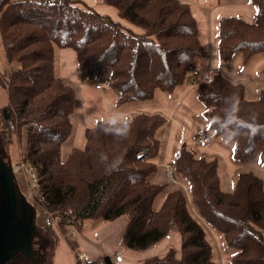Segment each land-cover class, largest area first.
<instances>
[{
  "label": "trees",
  "instance_id": "1",
  "mask_svg": "<svg viewBox=\"0 0 264 264\" xmlns=\"http://www.w3.org/2000/svg\"><path fill=\"white\" fill-rule=\"evenodd\" d=\"M100 1L116 11L118 22L81 7L77 0H0V35L8 68L0 82L7 99L0 106V128L11 132L12 123L18 134L25 129L21 160L31 163L37 177L34 204L43 213L61 215L60 232L75 264L106 262L77 260L78 243L69 237L70 229L80 232L86 220L119 218L126 220L122 244L136 253L159 244L172 228L177 231V248L169 247L163 256L140 264H215L208 228L220 235L231 264H264V184L250 170L239 171L232 189L224 191L217 160L199 155L189 145L181 147L172 166L186 181L189 197L175 189L158 210L153 209L164 186L148 178L156 169L155 133L164 117H132L127 138L105 134L104 121H97L85 131L84 145L63 158L62 146L71 135V117L79 102L77 86L55 75V46L73 51L82 74L101 77L109 70L119 105L148 100L157 90H174L208 58L204 33L190 5L179 0ZM251 3L256 9L251 22L240 16L218 18L221 63L235 54L247 62L264 53V0ZM196 83L211 138L224 142V124L217 118H223L227 100L237 97L239 117L256 119V128H245L229 143L232 161L256 155L264 164V89L258 99L249 100L242 84L220 73ZM101 154L110 161L121 159L120 170L106 174ZM35 231L42 237V251L35 256L27 247L30 253H20L29 261L23 264H54L57 235L46 225Z\"/></svg>",
  "mask_w": 264,
  "mask_h": 264
},
{
  "label": "crops",
  "instance_id": "2",
  "mask_svg": "<svg viewBox=\"0 0 264 264\" xmlns=\"http://www.w3.org/2000/svg\"><path fill=\"white\" fill-rule=\"evenodd\" d=\"M182 3L191 6L193 12L194 7L199 5L196 9V17L204 19L205 25L202 26L201 31L204 33L206 43L208 45V58L203 63L201 68L197 71L198 75L196 81L199 82L209 74H218L222 69L226 72L232 82L242 84L245 88V96L249 100H256L264 89V75L260 74L264 67V53L256 54L250 58L249 61L244 62L240 54H235L233 58L227 63H221L218 58V18L220 16H240L243 20L251 22L256 10L249 4L251 0H179ZM91 2V1H90ZM110 19L116 21L110 13ZM117 17V15H116ZM215 24V34L213 33V25ZM59 60L56 67L55 59V75L62 79L65 83L75 84L78 91V106L71 117L73 129L69 139L63 144L64 153L67 154L76 148H81L84 145L85 131L92 127L97 121H105L111 111H121L127 114L130 118L139 115H160L164 117L165 122L156 131L155 138L158 142L157 155L152 159L156 166L155 171L149 176V181L154 185L164 186L162 192L155 198L159 199L157 204L153 206L154 210H158L163 203L166 195L181 188L189 197V188L182 177L175 173L172 162L181 147L189 145V138L196 133L200 128L205 127L203 118L204 107L197 99V83H192V76L183 85L175 88L170 92H162L157 90L152 98L143 101H131L124 104H118V93L112 87L103 90H95L94 85L98 82L89 84L82 79L78 80L77 71L69 60L73 54L67 52V48H58ZM70 50V49H69ZM75 57V55H74ZM5 58V55H4ZM67 59V62H66ZM241 65V66H240ZM3 68L6 64L1 65ZM238 67L245 68V71H240ZM204 71V73H203ZM76 73V72H75ZM203 73V74H202ZM223 75V74H222ZM104 77L103 79H106ZM73 80L79 81V84L74 83ZM190 146V145H189ZM194 150L208 159H216L218 162V171L220 177L221 188L224 191L232 189L235 177L239 171L246 170L251 164L246 161L234 162L231 158L232 146L218 139H212L211 144L206 148H200L194 144ZM64 156L63 158H65ZM258 159V157H257ZM259 161V160H258ZM169 166V168H168ZM170 169V170H169ZM177 180V184H172V180ZM13 181V180H12ZM169 184L170 187L168 186ZM264 184V183H263ZM14 189L16 185L13 181ZM0 193L2 195V186L0 184ZM1 199V198H0ZM23 200V197H22ZM154 200V201H155ZM1 201V200H0ZM26 207L25 212L29 213L30 227L35 231L32 219V209L27 203H23ZM125 218H119L113 222H105L97 225V228L91 226L90 237L82 236L76 230V242L78 243L79 253L86 255L89 260H103L104 254L111 249L112 246H117L125 228ZM210 237L220 238V235L213 230H209ZM30 238V234H28ZM169 236V237H168ZM166 238L159 244L141 253L137 257L133 254L122 255L124 264H140L144 259L153 256H163L170 244H175L177 248L179 245L178 234L170 232ZM57 246L53 254L54 264H75V258H72V252L67 243L61 238L57 237ZM25 239L16 241L21 249L14 250L13 244L9 242L3 250V259H0L1 264H6L17 253H25L22 242ZM15 243V242H14ZM67 253L71 258L72 263H67ZM120 253L117 249L113 254ZM121 254V253H120ZM219 259L223 264L226 263V257L221 249L218 251ZM26 255V254H25ZM72 255V256H71ZM10 256V257H9ZM114 256V255H113ZM7 257L8 260H7Z\"/></svg>",
  "mask_w": 264,
  "mask_h": 264
},
{
  "label": "rangeland",
  "instance_id": "3",
  "mask_svg": "<svg viewBox=\"0 0 264 264\" xmlns=\"http://www.w3.org/2000/svg\"><path fill=\"white\" fill-rule=\"evenodd\" d=\"M77 2L79 3V5L81 7L92 9L93 11H96L100 15H104L106 18L107 17L109 18L111 16L110 15V13H111L113 18H115L117 22L119 21V18L116 17V15H117L116 11L114 9H112L111 7H108L105 4H103L100 0H77ZM249 4L251 6L253 5L251 2ZM198 6L199 5L194 7V10H195L194 13L195 14H196V9H197ZM252 7L254 8V10H256L254 5ZM197 19L199 21L200 28H202V26L205 25V21H203L204 19H201L199 17H197ZM215 24L216 23H214V25H213V29H214L213 33L214 34L216 32L215 31ZM217 37H218V33H217ZM203 39H205L204 34H203ZM205 43H206V40H205ZM54 48H55L54 51H55V59H56V67H57V62L59 60V50L60 49H58V47H56V46ZM4 49L5 48L2 46L1 35H0V82H2L3 78H4L3 77L4 76L3 75L4 69L8 70V68H6L7 67V62H6V59L4 58V55H5L4 54ZM66 50H67V52H70V53L73 54V57H71V59L69 60V66H71V62H72L73 66L76 68L77 64H76V60H75L73 51L71 49L70 50L66 49ZM66 62H67V59H66ZM2 64L3 65L6 64V66L3 68L1 66ZM238 69L240 71H245V68L238 67ZM263 69H264V67H263ZM203 73H204V71H203ZM75 74H77L78 80L82 79L83 81H86L89 84H91L92 82L96 83V82L100 81L101 79H103L104 77H107L108 79L111 78V72L109 70L106 71L105 74L102 75L101 77H98V76H95V75L89 76V75L82 74L78 69H77V71L73 72L74 76H75ZM221 74H223L228 79H231L229 76L226 75V72L223 69H222ZM260 74L264 75V72L262 70H260ZM209 75H212V74H209ZM192 80H193V77H192ZM73 81L76 84L80 83L79 81H76V80H73ZM238 83H240V82H238ZM6 103H7L6 93H5V90L3 89V87L0 85V106L5 105ZM13 130L11 132H9L8 130L4 131V129L0 128V150H2V152L0 151L2 153V157L0 156V158L2 159V161L9 168L10 174L12 176V180L14 181V183L16 185V188H15L16 195L19 198H22V197L26 198L27 197V200L30 202L29 205H30V207L32 209L33 225L35 226V228H42L45 225V216H44L43 210L39 206L34 204V198L28 197L29 191L27 190V178L29 179V173L27 172L26 168H25V173H24V171H23V169L21 167V162H22L21 154L24 152L25 145H26L25 129L23 128L20 131L19 134H18V132L16 133ZM188 142H189V145L194 149V143L192 142V140L190 138H189ZM62 156L63 157L66 156L65 153H64L63 147H62ZM246 162L248 164H251L249 167L246 168V170H250L253 173H255L256 175H258L262 179V181L264 183V164H261L258 161L256 155H253ZM28 163L29 162H26V167H27ZM0 174H1V172H0ZM25 174L28 176L27 178H26ZM178 176H180V175H178ZM0 178H1V176H0ZM1 181L2 180H0V182ZM29 183L32 184L31 181H29ZM170 185L171 184H169L168 186L170 187ZM38 190L39 189H36V195L38 194ZM0 198H1V193H0ZM158 200L159 199H156L154 201L153 206H155L157 204ZM0 213H3V207L1 205V202H0ZM101 223H105V222L94 221V220H86V221H84V223L82 225V228L80 230V234L82 236H85L86 238H91L90 237L91 226H94V227L97 228V225H100ZM60 231H58V232L61 233ZM170 232L177 234V231H176L175 228H172ZM55 233L56 232H54V234ZM69 235H70V232H69ZM59 236H60V238L62 240H64L67 243V241H66V239H65V237L63 235H59ZM30 237H32L31 238L32 240H30L28 238L29 242H26V243H27V245L31 244L30 251L32 252V254L34 253L35 256H39L41 251H42V246H43L42 237L40 236V233H37L36 231H32V233L30 232ZM168 237H166V242H167V238ZM208 237H209V239H210V241H211V243L213 245V256H212V259L215 262V264H223L222 261L219 259V254H218L219 249L222 250L224 256L226 257V263L225 264H231L230 263V253L226 250L221 238L217 239V238L212 237V236L210 237V234L208 235ZM13 238L14 237L12 236V239ZM170 245H171L170 247H174L175 248V244H170ZM115 249L120 251V253L122 255H128L129 256L130 254H133V257H137V256L141 255V253H136V252L128 250L122 244V240L120 238L117 246L116 247L112 246L111 249L108 250L104 254V259L108 258L111 262H113V260H114V256L113 255H115V254H113V252L115 251ZM72 255L71 256L73 258L74 257V253ZM15 256L13 257V258H15L14 261H12V260L9 261V264L10 263L23 264V263L29 262L27 260V258L24 257L20 253L15 255ZM73 260H74V258H73ZM67 263H72L71 258L68 255V253H67Z\"/></svg>",
  "mask_w": 264,
  "mask_h": 264
},
{
  "label": "clouds",
  "instance_id": "4",
  "mask_svg": "<svg viewBox=\"0 0 264 264\" xmlns=\"http://www.w3.org/2000/svg\"><path fill=\"white\" fill-rule=\"evenodd\" d=\"M230 101L228 107L225 109L223 118L219 119V122L224 124L222 129V136L224 142L232 143L237 136L246 128L248 132H251L256 128V119L244 120L238 115L239 99L237 97L229 98ZM233 109L235 111H233ZM103 131L105 134L113 135L118 138H127L131 130V118L121 111H111L107 119L104 121ZM101 161L105 164V172L111 175L113 172L119 171L123 161L119 158H114L111 161L105 154H101Z\"/></svg>",
  "mask_w": 264,
  "mask_h": 264
},
{
  "label": "water",
  "instance_id": "5",
  "mask_svg": "<svg viewBox=\"0 0 264 264\" xmlns=\"http://www.w3.org/2000/svg\"><path fill=\"white\" fill-rule=\"evenodd\" d=\"M0 172L2 177L0 178L1 186H2V195H1V201L4 205V212L0 213V224H4V228L2 231H0V259L4 256L3 250L5 246L11 242L13 244L12 248L14 250L21 249L18 243L16 241L21 239H26V232L31 231L32 228L30 227V218L29 213L27 212V216L24 217V220L21 221L18 210H24L25 212V206L23 205L24 201L22 198H19L16 195L13 181L11 178V174L9 171L8 166L2 161L0 158ZM2 205V206H3ZM16 219V221H14ZM5 221L7 223H15L14 226L9 227V225L6 227ZM13 221V223H12ZM6 227V228H5ZM12 236L14 237L12 239ZM15 242V243H14ZM10 257V256H9ZM7 257V260L8 258ZM106 264H112V262L106 258L105 259ZM1 264V263H0Z\"/></svg>",
  "mask_w": 264,
  "mask_h": 264
},
{
  "label": "built area",
  "instance_id": "6",
  "mask_svg": "<svg viewBox=\"0 0 264 264\" xmlns=\"http://www.w3.org/2000/svg\"><path fill=\"white\" fill-rule=\"evenodd\" d=\"M51 1H54V0H51ZM197 75H198V73L196 71H194L192 73V77H193L192 83H194V84H196ZM110 87H111V81L108 78L103 79L94 85L95 90H103L105 88H110ZM9 129L10 130L14 129V125L12 123H10ZM191 140L196 146H198L200 148H206L212 142L211 135L209 134L208 130L205 127L200 128L196 133L192 134ZM21 167L25 173L26 163L21 162ZM168 168H169V166H168ZM28 171H29V179L27 178L28 176L25 174L26 178H27V190L29 191L28 197L34 198L36 195V189H38L37 177H36V174H35V171H34V168L32 165L29 166ZM29 181H31L32 184H30ZM177 183H178V181L176 179L172 180V184H177ZM44 216H45V222H46L47 226H50V228L54 232H56L55 234L57 235V237L60 238L59 235H61V233H59L58 231H60L61 215L44 213ZM69 237L72 239L76 238L75 229H70ZM76 259L81 260V261H88L89 260L86 255H83L81 253L76 254ZM112 264H124V259H123L122 254L116 253L114 255V260H113Z\"/></svg>",
  "mask_w": 264,
  "mask_h": 264
},
{
  "label": "flooded vegetation",
  "instance_id": "7",
  "mask_svg": "<svg viewBox=\"0 0 264 264\" xmlns=\"http://www.w3.org/2000/svg\"><path fill=\"white\" fill-rule=\"evenodd\" d=\"M0 176H1V174H0ZM0 183H1V182H0ZM23 199H24V198H23ZM23 201H24V200H23ZM0 202H2V201H0ZM24 203H25V202H24ZM18 212H19V216H20L21 221H23V220H24V217L27 216V213L24 212V210H20V209L18 210ZM14 221H16V219H15ZM4 222H5V224H6V227H7L8 225H9V227H12V226H14V224H15V223H13V221H12L13 224H11V223L9 224V223H7V221H5V220H4ZM6 227H5V228H6ZM3 228H4V224H0V231H2ZM27 232L29 233V231H27ZM31 238H32V237H30L29 239L32 240ZM29 239L26 238L25 240H23V242H24V243L29 242ZM5 247H6V246H5ZM28 247L30 248V247H31V244L28 245ZM6 249H7V248H4V250H6Z\"/></svg>",
  "mask_w": 264,
  "mask_h": 264
},
{
  "label": "bare ground",
  "instance_id": "8",
  "mask_svg": "<svg viewBox=\"0 0 264 264\" xmlns=\"http://www.w3.org/2000/svg\"><path fill=\"white\" fill-rule=\"evenodd\" d=\"M31 164L30 163H28L27 164V167H26V169H27V172L29 173V171H28V168H29V166H30ZM1 177H2V175H1ZM11 178H12V176H11ZM26 199H27V197H26ZM1 205H3V203L1 202ZM3 207V212H4V205L2 206ZM45 225L47 226V224H46V222H45ZM33 230H31V231H29V233L28 232H26V238H29V236H28V234H30V232H32ZM22 247H23V249L25 250V251H27V252H29V250H28V245H27V243H22ZM30 253V252H29Z\"/></svg>",
  "mask_w": 264,
  "mask_h": 264
}]
</instances>
